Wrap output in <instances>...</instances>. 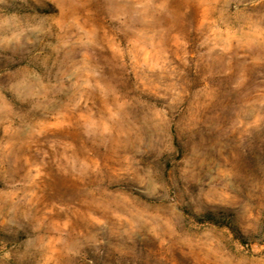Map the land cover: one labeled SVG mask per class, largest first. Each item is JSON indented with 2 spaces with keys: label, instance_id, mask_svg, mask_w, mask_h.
Here are the masks:
<instances>
[{
  "label": "rangeland",
  "instance_id": "rangeland-1",
  "mask_svg": "<svg viewBox=\"0 0 264 264\" xmlns=\"http://www.w3.org/2000/svg\"><path fill=\"white\" fill-rule=\"evenodd\" d=\"M0 264H264V0H0Z\"/></svg>",
  "mask_w": 264,
  "mask_h": 264
}]
</instances>
